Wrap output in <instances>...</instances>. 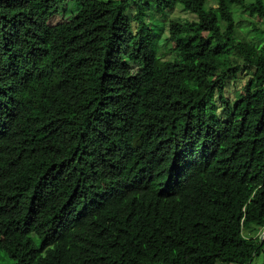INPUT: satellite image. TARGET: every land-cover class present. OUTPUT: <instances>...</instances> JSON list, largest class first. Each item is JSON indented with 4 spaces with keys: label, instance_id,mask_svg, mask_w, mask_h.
<instances>
[{
    "label": "trees",
    "instance_id": "16d2710c",
    "mask_svg": "<svg viewBox=\"0 0 264 264\" xmlns=\"http://www.w3.org/2000/svg\"><path fill=\"white\" fill-rule=\"evenodd\" d=\"M0 250L252 264L264 0H0Z\"/></svg>",
    "mask_w": 264,
    "mask_h": 264
},
{
    "label": "rangeland",
    "instance_id": "374dc122",
    "mask_svg": "<svg viewBox=\"0 0 264 264\" xmlns=\"http://www.w3.org/2000/svg\"><path fill=\"white\" fill-rule=\"evenodd\" d=\"M235 13H236L237 20L245 21L243 23V26H246L249 28V24L247 23V21L250 19L248 16V12L242 13V11L240 9H237ZM170 18H181V19L187 18V19L191 20L194 17L188 13L187 14L182 13L180 11V6L178 5L177 8H175L170 13ZM250 20H252V19H250ZM260 233L261 232H257L256 235H258ZM0 264H15V262H14V260L10 259L3 251L0 250ZM252 264H264V252L260 253V255L255 257Z\"/></svg>",
    "mask_w": 264,
    "mask_h": 264
},
{
    "label": "built area",
    "instance_id": "2783aa9c",
    "mask_svg": "<svg viewBox=\"0 0 264 264\" xmlns=\"http://www.w3.org/2000/svg\"><path fill=\"white\" fill-rule=\"evenodd\" d=\"M261 233L259 234V236H261L262 238H263V232L262 231H260Z\"/></svg>",
    "mask_w": 264,
    "mask_h": 264
}]
</instances>
